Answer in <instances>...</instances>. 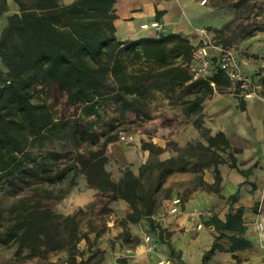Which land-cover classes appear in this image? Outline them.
Wrapping results in <instances>:
<instances>
[{
  "label": "rangeland",
  "instance_id": "1",
  "mask_svg": "<svg viewBox=\"0 0 264 264\" xmlns=\"http://www.w3.org/2000/svg\"><path fill=\"white\" fill-rule=\"evenodd\" d=\"M205 4L217 9L229 8L234 12L221 25L205 27V36L192 44L208 45L207 59L212 68L201 78H211L219 71L221 77L217 84L221 89L215 88L216 82L211 80L214 89H228L235 94L243 93L242 89L264 90V0H206ZM0 6L3 8L0 10L1 30L7 15L18 11L19 6L14 0H5ZM138 22L139 19L135 23ZM62 28L67 30L68 27ZM118 35L124 37L127 34L119 31ZM115 37L119 41L129 40H120L116 33ZM176 42L173 37L165 41L163 57L142 50L134 56L133 49L122 46L119 73L127 76L141 74L167 62L180 61V50L174 45ZM222 50L235 57L239 72L254 87H238L217 69ZM100 57L101 60L107 59L105 54ZM87 58L91 63L96 62L90 55ZM196 63L198 60L191 56L185 63L187 70L190 64ZM8 69L0 56V71L5 73ZM30 73L28 71V75ZM115 79L109 74L107 83L110 87L99 91L91 89L88 91L91 99L76 104L69 101L67 90L50 77L38 76L31 83V100L43 104L53 121L39 135L31 134L24 127L27 143L22 151L15 153L16 161H10L7 169L0 170V229L9 223L15 209L34 205L63 214L81 209L77 219L88 230L91 241L98 233L92 249H104L103 259L108 256L120 260L121 257H116L119 252L126 253L127 249L141 242L169 237L170 231L163 226L168 223L167 215L182 211L192 191L202 184L204 169L228 157L227 145L220 136L215 144H209L208 136L211 134L209 128L201 123L203 120L180 112L178 97L186 91L180 86L153 88L141 96L128 94L131 107L125 108L124 101L114 93ZM9 116L15 120L20 118L16 113ZM122 133L133 134L134 140L123 142L119 139ZM109 137L111 140L103 148L105 138ZM143 140L153 146L142 148ZM123 149L128 151L126 159L118 155ZM91 150L104 152L107 156L105 168L114 180L120 178L125 168L138 174L145 163H148L147 172L162 174L160 204L151 221L145 218L136 222L125 221L124 216L131 210L130 206L122 199L112 200L108 193L89 186L83 171L77 174L74 183H69L68 171L58 177L66 163L77 156H88ZM8 156L4 150L3 157L7 159ZM162 160L164 163L159 164ZM125 232L129 234L127 240L124 239ZM79 246L87 253L88 245L84 239ZM15 248L16 242L4 235L0 242V264H61L66 259L63 251H50L46 257H40L29 255L27 248L15 254Z\"/></svg>",
  "mask_w": 264,
  "mask_h": 264
},
{
  "label": "trees",
  "instance_id": "2",
  "mask_svg": "<svg viewBox=\"0 0 264 264\" xmlns=\"http://www.w3.org/2000/svg\"><path fill=\"white\" fill-rule=\"evenodd\" d=\"M5 0H0V4ZM19 9L7 15L0 30V56L8 65V70L0 71V170L7 169L10 161H16L15 153L22 151L27 143L23 129L39 135L53 119L44 105L31 100L30 85L39 77H50L64 87L72 104L81 100H90L88 91L108 88L109 74L116 78L114 93L124 101V107L130 108L131 99L126 95H145L151 89L180 86L186 90L178 97L179 110L184 115H191L201 109L206 95L214 90L210 81L216 82L221 72L211 78H192L185 63L191 59L193 45L180 33H169L158 37H143L119 41L115 37L116 0H73L62 3L61 0H14ZM2 6V5H1ZM0 6V10L3 8ZM68 27L65 30L62 27ZM212 27V26H208ZM176 38L175 47L180 50L181 60L167 62L155 70L145 71L130 76L119 73V54L121 47L165 56V41ZM107 55L101 60L100 55ZM90 55L96 62L88 60ZM28 71L31 73L28 75ZM18 114L15 120L10 114ZM199 126V125H198ZM227 141L222 132L208 136L209 144H215L217 137ZM111 138H105L103 148ZM141 146L150 149L151 142L143 140ZM161 149V147H159ZM7 151L8 158L3 157ZM107 156L104 152L90 151L88 156H77L66 163L58 177L69 172V183H74L77 174L83 171L86 182L102 192L108 193L110 199H122L131 208L124 216L125 221L136 222L142 218L149 221L160 204L161 173L146 171L148 163L143 164L138 174L125 168L118 180L111 177L105 168ZM224 161V160H221ZM160 161L159 164H163ZM219 172L215 168V181ZM63 214L28 205L15 209L9 223L0 229V242L3 236L16 242L15 254L23 248L29 255L46 257L50 251H63L65 264H99L104 257V249L94 248L96 238L90 240L88 230L77 219V214ZM228 220L218 228L229 227ZM125 232L124 239H128ZM84 239L88 245L87 253L80 248ZM217 243L203 254V263ZM121 260V259H120Z\"/></svg>",
  "mask_w": 264,
  "mask_h": 264
},
{
  "label": "crops",
  "instance_id": "3",
  "mask_svg": "<svg viewBox=\"0 0 264 264\" xmlns=\"http://www.w3.org/2000/svg\"><path fill=\"white\" fill-rule=\"evenodd\" d=\"M232 12L200 0H116L115 33L120 40L180 33L195 44L205 27L221 25ZM119 31L127 35L119 37ZM191 115L211 135L224 134L228 157L206 167L182 211L167 215V239L141 242L117 253L121 260L106 256L100 264H202L214 242L219 247L205 264H264V90L214 89ZM118 155L129 156L126 149ZM227 219L229 227L215 226Z\"/></svg>",
  "mask_w": 264,
  "mask_h": 264
},
{
  "label": "built area",
  "instance_id": "4",
  "mask_svg": "<svg viewBox=\"0 0 264 264\" xmlns=\"http://www.w3.org/2000/svg\"><path fill=\"white\" fill-rule=\"evenodd\" d=\"M200 1L201 3H204L206 0H200ZM201 33H202L201 38H203L205 36V33L203 30ZM192 57L198 60V63H196L195 65L190 64V67H188L190 74H192L193 77L195 78L208 75L210 68H212L211 67L212 63L207 59L208 45L200 44L198 46H193ZM217 69L222 71L225 74V76L228 78V80L235 83L236 86L245 87V88H247V86L249 85L251 86V81L239 72L235 57L229 51L222 50L221 56L217 62ZM254 86L252 85L251 87ZM242 91L244 93L255 90L242 89ZM119 139L125 143H130L134 140V136L131 133H122L119 135ZM193 212H195V210H192V213ZM198 226H200V224H198Z\"/></svg>",
  "mask_w": 264,
  "mask_h": 264
}]
</instances>
